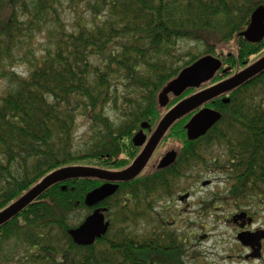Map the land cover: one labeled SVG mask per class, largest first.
Listing matches in <instances>:
<instances>
[{"label":"trees","instance_id":"16d2710c","mask_svg":"<svg viewBox=\"0 0 264 264\" xmlns=\"http://www.w3.org/2000/svg\"><path fill=\"white\" fill-rule=\"evenodd\" d=\"M65 1L69 7L89 5L96 19L88 24L80 19L68 29L60 17ZM263 3L0 0V210L58 168L127 167L139 152L131 137L141 122L149 124L150 131L144 129L149 135L173 102L195 91L187 89L166 107L157 104L158 92L182 68L205 54L220 58L222 69L204 87L222 79L223 69L233 75L263 56L264 38L250 43L238 35ZM40 33L50 40L37 56L33 43ZM183 41L195 47L185 51ZM223 95L229 102L216 97L204 104L221 117L203 136L187 139L184 124L191 113L163 134L157 148L174 145L171 165L153 164L117 182L115 193L96 205L107 209L110 225L93 244H75L68 230L93 211L83 200L103 179L71 178L50 185L0 225V264H204L197 254L186 263L175 254L183 238L167 226L159 229L171 216L160 223L155 208L181 189L183 178L202 176L193 170L217 165L210 171L226 174L231 199L246 194L263 199L264 70ZM79 116L88 127L76 146ZM81 209L85 215H79Z\"/></svg>","mask_w":264,"mask_h":264},{"label":"water","instance_id":"95a60500","mask_svg":"<svg viewBox=\"0 0 264 264\" xmlns=\"http://www.w3.org/2000/svg\"><path fill=\"white\" fill-rule=\"evenodd\" d=\"M246 28L239 32L247 42L258 43L264 38V3L257 6L251 13ZM222 68V60L211 54H205L194 60L189 65L182 68L179 73L168 81L157 95V104L165 107L170 100V96L178 97L187 89H198L190 95L176 102L162 116L150 136L143 132V129L150 130L149 124L141 123L140 130L132 137V144L135 147H142V150L131 161V163L122 170L109 171L94 166L74 165L65 166L53 170L45 175L40 182L33 185L26 193L18 199L0 210V225L18 214L23 208L37 198L50 185L71 179V178H97L103 181L100 186L86 193L84 204L93 207V211L88 214L84 220L75 228H70L68 234L73 242L77 245H90L97 238L103 236L110 225L109 219L106 218V208L97 207L96 205L111 196L118 187L117 182L129 181L136 177L145 168L155 148L158 146L163 134L176 120L186 115L188 112L198 109L208 101L219 95L227 93L232 89L247 82L250 78L264 70V54L247 64L242 69L222 78L209 86L202 87L204 83L211 81L216 73ZM227 70L223 69L222 74ZM200 87H202L200 89ZM228 102V97L221 99ZM221 114L210 107H201L185 123L184 128L186 137L194 140L206 134V132L218 121ZM176 152L170 150L158 161L156 168L162 169L171 165L175 158ZM187 194L181 196V201L185 200Z\"/></svg>","mask_w":264,"mask_h":264},{"label":"rangeland","instance_id":"374dc122","mask_svg":"<svg viewBox=\"0 0 264 264\" xmlns=\"http://www.w3.org/2000/svg\"><path fill=\"white\" fill-rule=\"evenodd\" d=\"M88 1L91 4L94 3V0ZM60 17L65 25H67L68 29H72L74 26H76L79 23L80 19L86 20L87 24L96 19L94 11L92 9H89V5L81 4L80 7H69L66 1L62 5ZM35 37L36 38L33 43V47H35V53L38 56L42 54L46 46H49L50 38L45 33L37 34ZM181 46L185 51H187L188 49L190 50V48L192 47H195L194 44L190 41L181 42ZM198 49H202V47L199 46ZM19 70L20 69H18L17 71ZM221 75L222 77H224L226 74ZM1 85H3V82H0V86ZM173 97L174 96L170 97V100L179 98L180 96L174 98ZM176 102L179 101L177 100ZM176 102H173V105L176 104ZM112 113L113 112L107 114L110 116V118L113 119L114 113ZM87 127L88 122L85 120V118L79 116L77 118V126L74 139L76 146L83 143ZM170 147H174V145L164 144L158 149L163 152L164 150L171 149ZM213 153L216 152L213 151ZM220 154L223 155V153ZM157 158L155 160H157ZM218 167L219 166L217 165L209 167L208 170L206 167L204 169L198 168L193 170V175L194 172L198 171L202 172V176L197 180H194V177L189 179L186 177L183 178L180 182L181 189H179V191L173 192L171 194L172 198L168 196L164 197L163 201H158L155 210L159 212V215L161 216L160 223H163V220L171 216L170 219H166L167 222H170V227L168 228L176 230L177 234H179L184 241H190V250H195L197 256L199 255V258H201L202 263L205 261H209L214 262L215 264H221L223 263V261H226L225 264H230L229 260L224 256L228 255L229 250L233 245V236L236 233V229L230 226L227 227L221 225L216 221V219L219 217L228 216L229 213L236 211V209H249L253 210V214H255L256 218H258L257 223L261 222V224H264V209H261L259 207L260 203L264 204V198L263 200H260L257 199L256 196L246 194L245 199L242 197L239 198V200L237 201V205L232 204L233 202L229 199L228 202L225 201L226 198L224 196L229 193V185L227 184V187V185L225 184L224 176L219 174L221 173L218 171L219 169H215L217 171L209 173L210 169ZM185 192H188L190 194L189 198L187 199L186 197L185 200L181 201L179 198L183 196V193ZM178 195H180L179 198ZM187 203L189 204V207L186 206ZM164 205H168L166 207L167 209L164 210L162 208L161 210V206ZM218 206L221 207L219 211L216 210ZM225 209L228 210L225 212ZM200 210L205 213L200 218L195 217L196 214L198 215V212ZM78 212L79 215H83L86 211L81 209Z\"/></svg>","mask_w":264,"mask_h":264},{"label":"flooded vegetation","instance_id":"af4514ba","mask_svg":"<svg viewBox=\"0 0 264 264\" xmlns=\"http://www.w3.org/2000/svg\"><path fill=\"white\" fill-rule=\"evenodd\" d=\"M201 88L202 87H200V89ZM197 90L198 89H196V91ZM217 97L220 99L219 101H221V99L223 97H228V96L222 94V95H219ZM215 98L213 99V101L210 100L208 102L214 103ZM201 107H209V106L203 104ZM201 107H199V108H201ZM197 110H195L194 112H196ZM149 136L150 135H148V137ZM141 150H142V147L139 148V152ZM170 150H175V149H173V148L167 149V150H164L162 153H160L161 151L158 148H155V150H154L153 154L151 155L149 161L147 162L146 166H144L145 168H143V169H145V172H147L148 168L151 167L153 164H155L153 166L156 167L158 161L162 158V156H164V154ZM155 153H157V154H155ZM176 154H177V152H176ZM213 155H216V153L209 154L210 157ZM156 156H158V158H157L156 162L154 163V159ZM214 171H217V170L209 171V173H212ZM218 171L221 172L219 174L224 176V181H225V184L227 185L228 179L226 177V174L223 171H220V170H218ZM104 182L105 181H103V183ZM228 185H229V193H231L232 184L229 183ZM228 185H227V187H228ZM186 193L188 194L187 196L190 195L188 192H186ZM229 193L226 196H224L226 198L225 201L228 202V199H229L233 202L232 204L237 205L238 199H233V198L231 199L229 197ZM179 196L180 195H178V198H179ZM256 197H257V199L259 198L258 196H256ZM260 200H263V199L260 198ZM186 206L189 207V204L187 203ZM259 207L261 209H264V204L260 203ZM259 207H258V209H259ZM219 209H221L220 206H218L216 208L217 211H219ZM227 210L228 209H225V212ZM252 211L253 210H249V209H245V210L236 209V211L229 213L228 216L219 217L216 219V221L219 224L227 226V227L230 226V227H233L236 229V233L233 236V239H234V241L232 242L233 245H232L231 249L229 250L228 255L224 256L225 258H227L229 260L230 264H264V224H261V222L257 223L258 218H256L255 214H253ZM204 213L205 212H202L200 210L198 212V215L196 214L195 217L200 218ZM259 216H260V214H259ZM168 225H170V223ZM168 225L160 224L159 229H161V231H163V229H167V227H170ZM165 226H167V227H165ZM189 242H190L189 240L187 242H186V240L185 241L183 240L181 243L179 241H176V243L178 245L179 244L182 245V248L178 252H176L175 254L178 256H181L182 257L181 259L185 263L189 259L194 260L195 254H197L195 252V250H190L191 246H189ZM147 243L148 242H146L145 244H147ZM174 243L175 242H172L169 245H174ZM183 246H184V248H183ZM198 257H199V255H198ZM223 263L225 264L226 261H223ZM223 263H221V264H223ZM204 264H215V263L205 261Z\"/></svg>","mask_w":264,"mask_h":264}]
</instances>
